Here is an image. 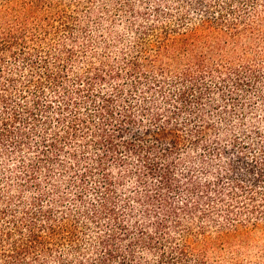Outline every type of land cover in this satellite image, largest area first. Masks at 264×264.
Instances as JSON below:
<instances>
[{
	"label": "trees",
	"instance_id": "trees-1",
	"mask_svg": "<svg viewBox=\"0 0 264 264\" xmlns=\"http://www.w3.org/2000/svg\"><path fill=\"white\" fill-rule=\"evenodd\" d=\"M256 230L264 0H0V264H264Z\"/></svg>",
	"mask_w": 264,
	"mask_h": 264
},
{
	"label": "rangeland",
	"instance_id": "rangeland-1",
	"mask_svg": "<svg viewBox=\"0 0 264 264\" xmlns=\"http://www.w3.org/2000/svg\"><path fill=\"white\" fill-rule=\"evenodd\" d=\"M236 158L234 160L236 168H238L237 173L243 172L245 163L244 160ZM247 244L241 248V252H235L239 258H243L246 260H252L256 258L260 254H264V252H259L264 250V231L263 230H256L251 234L250 239Z\"/></svg>",
	"mask_w": 264,
	"mask_h": 264
}]
</instances>
